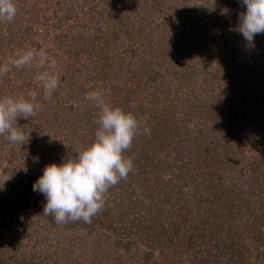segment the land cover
<instances>
[{
	"label": "rangeland",
	"instance_id": "rangeland-1",
	"mask_svg": "<svg viewBox=\"0 0 264 264\" xmlns=\"http://www.w3.org/2000/svg\"><path fill=\"white\" fill-rule=\"evenodd\" d=\"M139 1L14 0V19L0 21V64L19 50H44L60 78L45 100L35 77L46 64L12 67L0 77V97L27 99L35 91L44 105L35 116L18 118L20 127L31 129L23 144L0 136V180L10 177L0 188V264H232L227 258L238 250L239 264H264V246L255 243L264 238V218L255 225L245 218H254L262 204L259 191L247 192L251 182L239 179L233 197L214 199L207 186L194 185L191 174L170 170L166 161L160 162L161 175L152 176L133 144L158 160L165 145L142 132L124 153L133 171L109 188L90 224H57L43 214L46 199L33 184L45 166L74 157L94 139L98 109L86 94L100 91L125 112L128 103L136 107L171 65L172 52L157 41L165 44L178 22L179 41L190 49L183 57L195 64L196 97H209L207 88L218 85L225 92L219 97L245 104L230 126L231 137H237L232 143L241 144L231 162L248 157L264 165V33L249 45L236 31L246 6L240 0H149L148 6ZM170 176L179 189L166 195L171 186L163 187L162 180ZM230 205L242 210L236 230L224 223L233 217L225 210Z\"/></svg>",
	"mask_w": 264,
	"mask_h": 264
},
{
	"label": "trees",
	"instance_id": "trees-1",
	"mask_svg": "<svg viewBox=\"0 0 264 264\" xmlns=\"http://www.w3.org/2000/svg\"><path fill=\"white\" fill-rule=\"evenodd\" d=\"M148 2L149 0L145 2L147 6ZM141 3L142 0L138 2L139 6ZM175 25V30L172 29L173 36H170L168 40L169 43L167 41L165 44H160L161 39L157 41L162 49L166 48V51L172 52L171 65L167 73L157 84H155L156 78L153 79L154 83H151L153 89L148 93L149 96L139 97L136 107L128 103L126 110L138 120L142 135L143 128L146 127L150 129L147 137L150 141H158L160 144L162 142L165 145L162 151L165 154L161 155L163 160H158V155L148 156L149 154H145L144 150H140L133 144L134 154L145 158L144 162L148 163L152 176L161 175L159 169L162 161H166L170 170L174 167L175 170L181 171L180 173L191 174V182L199 188L207 186L209 196L212 198L214 196V199L223 195L233 197L235 192L233 187H241L233 185L236 184L235 181L239 179L250 181L252 186L247 192L259 191V202H262L258 208L259 213L254 218L248 217L245 213V218L247 220L251 218L252 224L255 225L258 219L264 218V165L261 161L249 162L248 157L245 161L231 162L233 156L238 159L241 144L238 140L232 143L237 137L235 135L231 137L233 130L230 126L236 121L237 113L243 111L245 104L241 105L236 101L237 98L219 97L225 92L218 85L206 87L210 91L209 97H203L202 94L199 95L201 97H196V69H193L195 64L187 56L183 57L185 52L190 53V49L179 41L182 35V23L178 22ZM161 46L157 48L160 50ZM135 88L136 86L133 87V92ZM207 89L203 92L207 93ZM126 99L128 102L131 101L130 97ZM144 136L146 137L145 134ZM170 178L162 180L163 187L171 186L167 188L166 195L176 188L179 189L177 182L172 180L171 176ZM200 194H202L201 191ZM225 210H228L233 217L224 223L233 226L232 228L235 227L233 230L238 229L240 224L235 218L236 214L242 210L238 207L235 209L231 205ZM247 232L250 233V230ZM255 241V243L261 242L264 246V238H258ZM236 253L233 252L232 257L227 258L232 264L240 262L242 250Z\"/></svg>",
	"mask_w": 264,
	"mask_h": 264
},
{
	"label": "clouds",
	"instance_id": "clouds-1",
	"mask_svg": "<svg viewBox=\"0 0 264 264\" xmlns=\"http://www.w3.org/2000/svg\"><path fill=\"white\" fill-rule=\"evenodd\" d=\"M246 6V12L239 14L236 31L242 34L249 45L254 44V37L264 33V0H240ZM17 13L14 0H0V21H12ZM47 65L35 79L42 88L45 100L51 99L58 89L60 78L57 74L56 61L50 60L44 50H19L4 63L0 64V77L10 71L32 66ZM25 96L7 95L0 97V136H6L12 144H23L30 136L31 129L17 124L18 118L29 119L44 107L37 102L35 91ZM85 99L98 109L95 121L97 129L94 139L79 148L74 157L57 165L51 163L43 169V175L33 184V191L44 195L46 204L43 214L50 215L57 224L83 221L91 223L105 204L104 196L109 188L126 180L134 165L124 153L131 148L134 138L141 128L136 117L113 107L100 91H91ZM144 134L150 129L143 128ZM10 177L3 176L0 188Z\"/></svg>",
	"mask_w": 264,
	"mask_h": 264
}]
</instances>
